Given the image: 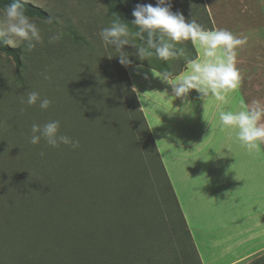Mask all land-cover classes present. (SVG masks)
<instances>
[{
	"label": "rangeland",
	"instance_id": "obj_1",
	"mask_svg": "<svg viewBox=\"0 0 264 264\" xmlns=\"http://www.w3.org/2000/svg\"><path fill=\"white\" fill-rule=\"evenodd\" d=\"M23 1L45 11L52 23L29 17L41 29L43 43L31 53L13 48L20 50L19 65L0 53V264H26L24 256L35 250L34 246H49L53 233L63 244L71 239L70 248L78 247L85 226L76 222L87 213L96 215L95 227L105 246V233L119 222L121 211L124 217L131 214L129 220L122 219L137 231L131 246L145 263L199 264L198 259L201 263L184 236L178 207L130 93L127 69L113 56L114 51L102 46L99 31L115 20L109 14L111 1ZM122 1L131 12L137 4L155 5V0ZM171 4L172 11H180L186 20L194 16L209 27L204 0L202 4L200 0H171ZM234 20L237 26L233 33L248 35L246 46L250 47L257 32L240 31L242 17ZM53 31L60 32L62 38L50 44ZM259 35L264 39V32ZM124 51L131 54L135 48L125 46ZM130 58L134 64L163 68L155 56L143 62ZM183 64V60L170 61L163 70L176 72ZM43 72L50 81L42 78ZM249 86L261 84L255 79ZM31 90L52 100L47 111L21 104V99H26L24 94ZM50 120H59L60 132L78 140L79 148L61 145L53 149L44 141L31 145L28 137L32 123ZM62 164L70 170L61 172ZM74 165L77 175L86 180L81 206L71 205ZM212 213L218 214L219 209ZM162 218L164 231L156 224L161 225ZM140 220L147 223V232L140 228ZM141 258H133V264H142ZM250 264L264 262L254 260Z\"/></svg>",
	"mask_w": 264,
	"mask_h": 264
},
{
	"label": "crops",
	"instance_id": "obj_2",
	"mask_svg": "<svg viewBox=\"0 0 264 264\" xmlns=\"http://www.w3.org/2000/svg\"><path fill=\"white\" fill-rule=\"evenodd\" d=\"M204 1L210 22L206 29L233 32L234 17L241 16L239 30L257 32L237 56L242 82L226 103L211 99L203 106L193 90L188 97L192 106L179 114L174 107L182 106L181 100L163 93L167 89L170 95V86L153 77L150 67L139 75L132 68L126 72L201 263H263L264 145L260 153L249 154L234 134L218 128L221 110H238L242 100L264 101V39L258 36L264 32V0ZM255 79L261 86L251 88ZM216 209L219 213H212Z\"/></svg>",
	"mask_w": 264,
	"mask_h": 264
},
{
	"label": "clouds",
	"instance_id": "obj_3",
	"mask_svg": "<svg viewBox=\"0 0 264 264\" xmlns=\"http://www.w3.org/2000/svg\"><path fill=\"white\" fill-rule=\"evenodd\" d=\"M132 16L131 23L117 18L101 28L102 46L114 51L116 55L113 56L118 57V62L126 69L132 68L138 75L143 72L144 64L134 65L130 55L141 62L149 61L153 56L165 62L183 60L181 72L149 69L153 77L170 86V95L167 89L163 92L168 98L181 100L182 106L174 107L179 114H184V109L192 106L188 97L193 90L205 106L211 99L226 103L228 97L240 88L242 75L237 67V55L238 49L248 44V35H237L224 28L206 29L194 16L186 20L180 11H172L171 0H155V5L137 4ZM46 23L51 24L52 18ZM129 24L135 26V31L130 30ZM61 38L60 32L53 31L48 42L54 44ZM0 42L12 48L20 47L27 53L43 43L41 29L25 13L23 0H12L0 10ZM186 42H190L200 55H190ZM125 46H132L135 51L129 54L124 51ZM40 75L45 81L51 79L46 72ZM143 78L147 80L149 74L144 72ZM24 95L26 99H21V104L28 107L38 106L41 111H47L52 104V100L42 97L36 90ZM24 110L21 108L22 112ZM60 128L59 120L43 124L33 122L28 141L34 146L44 141L53 149L61 145L79 148V141L62 134ZM218 131L234 134L236 141L249 154L260 153L264 145V101L253 99L246 103L242 100L238 110H221ZM40 156L43 157L44 153L41 152Z\"/></svg>",
	"mask_w": 264,
	"mask_h": 264
},
{
	"label": "trees",
	"instance_id": "obj_4",
	"mask_svg": "<svg viewBox=\"0 0 264 264\" xmlns=\"http://www.w3.org/2000/svg\"><path fill=\"white\" fill-rule=\"evenodd\" d=\"M110 9H109V14L117 19L119 18L122 21L131 23L134 20V17L132 16V12L127 8L125 3L122 0H110ZM12 0H0V6L3 8L6 4L11 3ZM24 2V1H23ZM202 4V0H200ZM24 10L25 13L31 17V18H40L43 20H48L49 15L43 11L42 9L33 6L30 3L24 2ZM130 27H132L135 30V26L129 24ZM210 29V28H209ZM188 50L189 54L192 55L193 57L197 56L196 51L194 47L191 46L190 42L188 45ZM0 53L11 56L14 60V62L19 65L20 64V50L19 49H13L2 42H0ZM159 64L163 68H167V62L158 60ZM140 64V63H136ZM135 65V64H134ZM147 66V65H144ZM151 67V66H147ZM156 71L161 72L165 71L163 68H157V67H152ZM184 69V64L182 67L176 71V72H181ZM127 79V84L130 87V82L128 77L126 76ZM130 93L132 97L135 99V106L136 109L138 110L139 115L141 116V119L143 121L144 126L146 127L147 134H148V139L150 141V144L153 145L154 150L157 155V160L160 163V166L166 176V179L168 181V188L170 190L171 196L174 199V202L176 206L178 207L180 216H181V224H182V230L184 233V236L186 238V241H188L189 247L193 250L195 255L197 256V252L194 246V243L192 241L190 232L187 228V225L185 223V220L182 216V213L180 211L179 205L177 203L176 197L174 195L173 189L169 183V180L167 178V175L163 169L160 157L158 155L157 149L154 145L153 139L149 133L148 127L146 125L144 116L140 110L139 103L136 99V96L134 92L131 90L130 87ZM61 159V157L59 156ZM59 168H62L61 172H65V170H70V168L67 167V165L62 164L59 166ZM77 169L76 165L73 166V180L71 181L70 184V192L72 195V203L78 204V206H81L83 202H80L81 196L83 197V190L85 186V179L80 178V176L77 175ZM69 182V181H68ZM47 209V207L45 208ZM82 214V212H81ZM129 213H125V217L121 212H119V222L116 221V224L114 226H111L105 234L106 236V245L103 246V242L100 239L99 236V231L96 229L95 224H96V215L93 213H87L86 217L82 216V218H78L76 224L77 226H80V223L82 222L85 226V232H82V239L81 243L78 245V247H72V244L68 245V243H71L72 240L68 239L67 245L62 243V239L58 237L57 234H52L50 241L49 239L45 240L46 243L49 241V246L42 247L39 249L38 247L34 246L35 250L30 251L29 254L25 255L23 260L26 262V264H133V258L137 260V258H141V256H138L137 251H134L133 253V247L131 246V243H133V236H136L137 231H133V224L126 223L122 217H124L125 220H129ZM79 221V222H78ZM158 221V220H157ZM159 222V221H158ZM163 222V223H162ZM140 228L143 229L145 232H147L148 227L147 223H143L140 220ZM162 223L159 225V223H156L159 227L157 228L160 231L166 230V222L165 219L162 218ZM118 232V235L114 234ZM40 241H43L41 239ZM184 254H182V258ZM198 258V256H197ZM143 261L142 264H149L145 263L144 259L141 258ZM182 261V260H181ZM199 264L200 261L198 259ZM183 263V262H182Z\"/></svg>",
	"mask_w": 264,
	"mask_h": 264
}]
</instances>
